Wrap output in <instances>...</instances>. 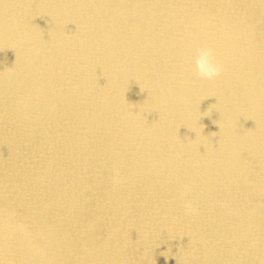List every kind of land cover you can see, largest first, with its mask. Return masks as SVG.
<instances>
[{"label":"bare ground","instance_id":"bare-ground-1","mask_svg":"<svg viewBox=\"0 0 264 264\" xmlns=\"http://www.w3.org/2000/svg\"><path fill=\"white\" fill-rule=\"evenodd\" d=\"M0 264H264V0H0Z\"/></svg>","mask_w":264,"mask_h":264},{"label":"clouds","instance_id":"clouds-1","mask_svg":"<svg viewBox=\"0 0 264 264\" xmlns=\"http://www.w3.org/2000/svg\"><path fill=\"white\" fill-rule=\"evenodd\" d=\"M195 70L198 77L202 80H213L222 72V65L215 59V52L211 47H203L199 49L195 59ZM189 186H185V191H190ZM186 207L190 211H194L191 203Z\"/></svg>","mask_w":264,"mask_h":264}]
</instances>
